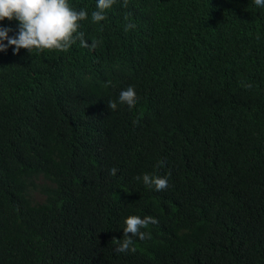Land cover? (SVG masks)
<instances>
[{
    "label": "trees",
    "instance_id": "trees-1",
    "mask_svg": "<svg viewBox=\"0 0 264 264\" xmlns=\"http://www.w3.org/2000/svg\"><path fill=\"white\" fill-rule=\"evenodd\" d=\"M69 4L95 49L0 53V264H264V7ZM129 215L158 223L118 253Z\"/></svg>",
    "mask_w": 264,
    "mask_h": 264
},
{
    "label": "clouds",
    "instance_id": "clouds-1",
    "mask_svg": "<svg viewBox=\"0 0 264 264\" xmlns=\"http://www.w3.org/2000/svg\"><path fill=\"white\" fill-rule=\"evenodd\" d=\"M114 3L115 0H97V10L91 15L92 21L99 23L105 20V10L110 9ZM254 4L264 7V0H254ZM124 7H127V0H124ZM87 16L86 11L75 10L69 4V0H0V22L4 20L18 22V31L14 36L9 35L13 29L0 24V53L6 52L9 47L14 49V55H18L21 49L27 50L28 53L33 51L67 52L77 40L81 47L95 49L98 41L93 40L89 44L84 39V33H78L80 21L87 19ZM134 28L135 25L129 23L125 31ZM136 102L137 95L134 87L129 86L119 93V103L126 104L129 109L133 108ZM107 106L115 111L117 102L110 100ZM117 171L116 168H112L110 174L115 176ZM135 179L142 180L147 188H154L157 192L168 187L167 178L154 174L145 173ZM157 223L158 220L148 215L143 218L137 215L127 216L124 220L123 238L120 240L113 238L111 242L115 245L114 251L118 253L135 252L136 248L132 238L150 239V233L141 231V229Z\"/></svg>",
    "mask_w": 264,
    "mask_h": 264
}]
</instances>
